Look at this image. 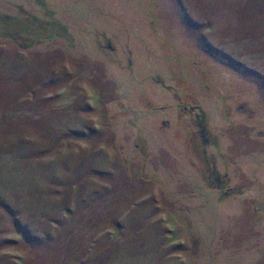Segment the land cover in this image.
Segmentation results:
<instances>
[{
  "label": "rangeland",
  "instance_id": "374dc122",
  "mask_svg": "<svg viewBox=\"0 0 264 264\" xmlns=\"http://www.w3.org/2000/svg\"><path fill=\"white\" fill-rule=\"evenodd\" d=\"M0 264H264V0H0Z\"/></svg>",
  "mask_w": 264,
  "mask_h": 264
},
{
  "label": "trees",
  "instance_id": "16d2710c",
  "mask_svg": "<svg viewBox=\"0 0 264 264\" xmlns=\"http://www.w3.org/2000/svg\"><path fill=\"white\" fill-rule=\"evenodd\" d=\"M226 177V176H225ZM224 179L225 178H223V180L222 181H220V182H218L217 184H218V186H221L222 187V185H223V182H224ZM227 179V178H226ZM227 181V180H226Z\"/></svg>",
  "mask_w": 264,
  "mask_h": 264
}]
</instances>
